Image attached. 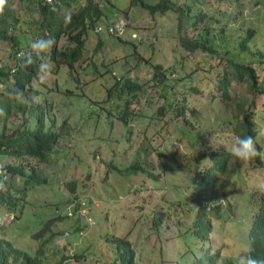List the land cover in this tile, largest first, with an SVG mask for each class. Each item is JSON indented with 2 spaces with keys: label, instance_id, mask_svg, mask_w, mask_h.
I'll use <instances>...</instances> for the list:
<instances>
[{
  "label": "clouds",
  "instance_id": "clouds-1",
  "mask_svg": "<svg viewBox=\"0 0 264 264\" xmlns=\"http://www.w3.org/2000/svg\"><path fill=\"white\" fill-rule=\"evenodd\" d=\"M105 1L98 2V5H105ZM141 1L137 0L142 9L138 8L136 4L131 7L130 4H134V1L131 0V3L123 11L119 6H116L105 17L112 20L113 30L117 33L116 36H119L115 46L118 42L121 51L125 46H129L131 51L128 53V57L129 60H135V65L125 69L124 66H129L124 60L125 56H120L117 54L118 52L114 51L113 68L92 79H96L98 83L94 92L84 91L85 85L81 86L80 83L77 84V81L74 87L69 86V79L75 78L76 80L78 78L75 76L77 69L69 67L66 72L68 74V78L65 80L66 87L60 91L53 89L49 95L54 100L50 99L51 105L48 110L55 106L56 98L65 99V105L68 107L72 106L70 104L73 99H79L86 103L79 106L76 111V119H72L75 129L78 130L77 135L71 134L68 124L67 131L56 137L57 150L52 155L53 161L50 162L48 159L42 161L45 177L44 181L40 182L39 191L46 193L47 186H50L51 191L55 194V199H53L55 203L50 208L46 207L49 213L44 222L39 227L29 229L25 238L24 236L19 237L17 243L14 244L23 258L21 263L31 264L26 254L35 256L37 253L43 257V262L40 264L55 263L49 249L54 248L51 243L59 241L61 243L59 249H65L66 256L60 264H138L139 258L144 257L162 263L164 256L168 253L174 256L172 264H182L178 261L180 259L183 262L179 257L182 251H188L184 264H206L207 258H213L214 264H227L228 260L234 258L231 255H226L225 252L240 246L243 247V250L235 257V264H264V260L253 257L248 250V235L251 228L264 230L262 219L264 216V141L259 137L251 116L244 112L237 131H241L246 114L251 128L255 131L254 135L245 133L243 136H239L235 131V125L223 123L222 118L215 126L199 124L197 115L206 107L210 99L218 98L225 103L224 90L220 91L219 88L216 90L213 87L208 94L199 95L200 82H190L181 97V102L174 106L175 116H173L170 128L161 138V144L166 145L167 149L160 150L154 143L161 127L156 112H150L145 107V126H136L132 130L129 116L115 102L117 94L110 92L108 99L107 87L114 85L118 89H127L133 83L135 87L132 90L137 93L141 88V83L127 75L128 69L134 71L136 65H143L149 78L162 80L171 72L164 60L165 51L169 48V42L165 37L167 31L156 19V16L162 13L157 11L150 13L141 5ZM153 1L146 2L152 3ZM229 1L235 5L233 11L225 9L226 12L220 17L231 16L243 24L240 21V14L249 5L258 8L259 2L263 0ZM5 4L8 6L9 13L2 15ZM84 4L85 0H79L75 4L71 3L69 7L59 0H0V16L5 18V22L0 24V30L6 35V37L0 35V40L4 42L2 46L4 58H0V67L3 65L2 62L10 60L13 53L28 51L29 42L26 39L37 40L30 43V50L24 57L25 63H32L34 50H38L37 54L39 55L50 53L55 45L54 39L51 37L38 39L37 34L41 31L36 32V28L41 25L43 13L56 8L58 13H61L60 15L68 17L69 13H75L77 5L80 7ZM184 4L189 5L186 0H184ZM14 7L18 10L24 9L23 14L18 15ZM41 10L43 11L41 12ZM105 10L106 8H104ZM199 13H204L203 17H210L206 12ZM218 15L213 21L218 18ZM203 17L197 18L195 23ZM188 18L192 21V18ZM146 25L153 27V32L158 35L157 39L150 41L145 38L143 34L148 33L144 28ZM260 30L264 34V26L260 29L257 28L258 32ZM44 31L48 34L46 28ZM9 35L18 36L21 39L20 45L14 44L13 46L7 38ZM98 36L102 35L98 34ZM222 52L225 54L224 51ZM49 65V62L47 65H41L40 70H50ZM239 65L244 67L246 64L240 63ZM85 66V62L78 64L82 72ZM70 72L73 74L72 78L69 76ZM83 76L89 79L90 71L83 73ZM256 85L258 88L254 91L258 94L251 93L249 97L246 96V101H249L254 107L264 104V89L258 84V81H256ZM77 87L79 88L77 92H73ZM223 87H226V83L223 84ZM103 91L104 94H102ZM225 91L230 95L227 89ZM72 93L79 96L70 101L66 96ZM162 94L166 98L164 84ZM10 96L19 100L23 97V92L17 89L10 93ZM105 97L111 103L106 105L105 102H99ZM24 103L27 104V101L25 100ZM60 105L58 102L57 107ZM101 105H105L100 111L101 115L104 114L102 116L95 114V118L100 117V120H104V124H97L92 129L89 121H92L93 112ZM161 108L162 105H159L158 109L161 110ZM114 119H117L120 124L119 132L115 134L122 143L125 141L127 150L145 137L148 138V146L156 147V157L151 160L150 164H139L136 168L130 166L128 169L120 166L118 161L123 152L116 151L107 142L105 135L107 129L113 131L112 122ZM171 128L174 129L173 136H171ZM142 130H146L147 133H143ZM83 133L86 134L84 141L74 138V136L80 137ZM65 137L72 139L73 147L67 145L64 141ZM93 138L96 140L95 147H102L106 144L112 149L108 158L99 157L93 150L86 153L76 147L79 141L86 143V141H92ZM159 151V156H157ZM45 164H55L53 168L62 172V178L55 180L53 176L47 174ZM243 165H245L244 168ZM249 176L256 177V183L248 188L240 201L232 202L227 188L237 187L240 180ZM129 178L133 180L132 186L136 187L126 185ZM59 181L62 186L59 185ZM54 182H57V185H53ZM114 182L120 184L115 186ZM11 183L17 188L14 181ZM92 183L97 186H106L111 194L116 196L110 201L113 206L103 197L91 192L90 185ZM119 186L124 188V192L120 190ZM143 187L146 189L143 190ZM146 190L151 191L148 195L152 197V203H157L156 211L149 210V207L145 206L144 200L140 198ZM136 191L138 194L135 193ZM15 194L20 196L19 191ZM134 195L135 199H133ZM24 211H26V207L22 201L21 208L16 207L14 210L16 216L13 213L4 216L0 222L1 228L10 231V223L21 218H24L22 221L30 225L29 218L22 216ZM112 211L117 212L121 217L129 211H135L137 218L131 217L128 224L122 218L118 219L117 222L123 224L121 227L119 224L116 225L114 219H108L107 214ZM145 216L146 220H144ZM108 220L111 229H115L113 235L111 229L109 230L111 233H109L96 228L101 222ZM48 223L51 226L47 225ZM136 223L145 224L144 231L152 233L154 238H159V240L149 239V242L146 240L142 242L146 252L144 256L142 247L135 251L129 243L132 240L131 232L138 227ZM44 227L48 230L44 231L46 240L40 236L39 232ZM116 227L123 229L121 235H117ZM167 229L170 230V234L165 233ZM141 234L146 235L144 232ZM108 235L112 237L111 242H107ZM211 235L215 237L213 238ZM68 238L71 239L69 245L66 243ZM63 243H65L64 248L61 247ZM165 244L170 245L168 251L164 249ZM161 245L162 248H160ZM151 249H154V252L150 255ZM73 255L76 259L73 258Z\"/></svg>",
  "mask_w": 264,
  "mask_h": 264
},
{
  "label": "trees",
  "instance_id": "trees-1",
  "mask_svg": "<svg viewBox=\"0 0 264 264\" xmlns=\"http://www.w3.org/2000/svg\"><path fill=\"white\" fill-rule=\"evenodd\" d=\"M59 1L66 4V7H69L71 3L75 4L79 0ZM112 3L114 8H116V6L118 7L117 4L121 3V0H113V2L111 0L105 1V5L107 6ZM105 5H98L97 0H85V4L80 7L77 5L75 13H69L68 17L60 15L61 13H58V9L56 8L45 11L42 15L41 25L36 28V32L41 31L37 34L38 39L41 37H51L54 39L55 45L51 49V52L39 55L37 54L38 50H34L32 53V63H25L24 57L30 50V43L37 40L26 39L29 42L28 51L13 53L10 60L2 62L3 65L0 67V222L5 215L14 214L16 207L21 208L23 201L26 211L23 212L22 216L29 218L28 222L30 225L28 224V230L33 227H39L49 213L46 207L50 208L55 203L53 201L55 194L51 191L50 186H47L46 193L39 191L40 182H43L45 177L41 164L42 161L47 159L50 162L53 161L52 155L57 150L55 146L56 137L58 134L61 135L67 131L70 122L69 116L71 115L67 114L60 122H57L54 111L56 107L54 106L51 110H48V107L51 105L50 99L54 100L52 96H49L53 89L48 87L47 83L41 78V73L46 69L41 71L40 66L47 65L49 62V69L56 73L61 69H69V67H75L80 62H85L86 66L83 68V73L90 71L89 80H92L106 70H111L115 63L114 51L112 49L115 47L116 39L119 36H116L117 33L113 30L112 20L105 18L107 16L106 10L104 11V8L107 7ZM141 5L148 9L150 13L156 11L162 14L174 12L176 34L174 33L173 35L175 38L167 32L165 33V37L169 43L171 39H174L176 45L173 46L177 48L181 47L184 54L192 55L199 53L201 55L214 56L217 52V47L220 46V49L227 55V60L243 68L247 77L252 81L255 90L258 88V85H256L257 70L250 65H245L244 67L239 65L242 63L240 61L244 57L245 59L250 58L249 55L251 53L247 51V46L250 33L256 31L258 34L257 25L259 21L256 20V17L249 19L244 24L246 26H240L237 33L232 32L226 35L225 25H221L213 30L209 25L202 24L194 35L187 36L179 32L184 22L183 17H190L192 18V22L195 23L197 18L205 15L204 13H190L189 5H185L184 0H154L152 3L142 0ZM225 12V9H221L218 18H221L220 15ZM8 13V6L5 4L2 15ZM2 15L0 16V24L5 22V18ZM218 18L215 21H221ZM52 22L55 23L53 24ZM44 28L47 29L48 34L45 33ZM144 28L148 32L143 34L147 40L153 41L158 38V35L153 32L152 26L146 25ZM98 34L102 36H98ZM0 35L6 37L2 30H0ZM7 38L13 46L14 44L20 45L21 43V39L16 35H9ZM117 54L123 55L122 52H118ZM179 62L181 65L183 64L182 59ZM69 76L72 78L73 74L70 72ZM187 78L190 82H200L199 95L208 94L213 87L216 90L217 88L220 91L224 90L223 98L225 103L222 107L223 111L221 109L217 110L218 113H222L221 121L235 125V131H237L242 115L244 112H247L257 128L259 137L264 141V104L254 107L249 101H246L245 93H241L233 99V96L225 91L227 87H223V84L228 80L225 74L220 77H213L212 79L208 75L202 74L192 79V76L188 72ZM216 78H218V82H215ZM76 81L77 84H81L85 80L83 78H76ZM134 87L133 83L127 89H118L115 85L107 87L109 93L108 99L110 98V92L115 90V94H117L116 104L121 110L126 112L133 125L141 127L145 126L144 108L146 107L147 100L137 94L136 91H133L132 88ZM17 89L23 92V97L19 100L10 96V93ZM47 96H49V100L43 99V97ZM25 100L27 104L24 103ZM85 103L82 100L73 99L69 112H76L79 106H83ZM104 107L105 105H101L98 109L102 110ZM65 108L67 110L66 105ZM99 113L96 111V114ZM135 121H140V123H135ZM244 121L245 123L241 131H237L238 135L243 136L245 133L254 135L255 131L251 128V123L248 121L246 114L244 115ZM142 132L147 133L146 130H142ZM84 137L85 133L80 137L74 136L75 139L83 141ZM147 143L148 138H142L124 154L122 153L119 160L120 166L128 169L130 166L131 168H136L139 164H150L152 161L147 158L146 153L149 150L150 152H156L157 150L155 146H148ZM159 153L160 151L157 152V156H159ZM45 166L46 168L51 166L47 170L48 174L55 164H45ZM11 181L17 184V188ZM53 185H57V182H54ZM59 185L62 186L60 181ZM119 188L124 192L122 186H119ZM35 189L37 192H35ZM18 191L20 192V196L15 194ZM14 216L16 215L14 214ZM262 219L264 221V216H262ZM21 220H24V218H21ZM47 225L51 226L50 223ZM1 226L0 264H22L23 258L20 256V251L14 247L19 236L12 235L10 231H6ZM251 229L248 235V250H250L253 257L264 260V230ZM44 231L48 230L44 227L39 232L40 236L46 240L47 237H45ZM139 242L140 240H137V248L134 250L136 251L142 247L144 256L146 254L144 245L142 242ZM61 247L64 248L65 243ZM49 251L53 258L52 260L55 261L52 264H60L66 257L62 248L56 247L49 249ZM187 253L188 251H182L179 254L184 263H186L185 255ZM26 257L31 264L43 262V257L39 253L35 256L26 254ZM73 258L76 259L74 255ZM212 259L207 258L206 264H214ZM233 262H235V259H230L227 261V264H232Z\"/></svg>",
  "mask_w": 264,
  "mask_h": 264
},
{
  "label": "rangeland",
  "instance_id": "rangeland-1",
  "mask_svg": "<svg viewBox=\"0 0 264 264\" xmlns=\"http://www.w3.org/2000/svg\"><path fill=\"white\" fill-rule=\"evenodd\" d=\"M104 0H97L99 3H103ZM113 2V0H111ZM124 0H121L120 4H117L123 11V9L131 3V0H126L125 2H122ZM134 4L131 3L130 6H138V8L142 9V7L139 5L137 0H133ZM146 1H151V0H146ZM246 1H251V0H246ZM255 1V0H252ZM178 3V2H176ZM186 3L189 4V12L190 13H199V12H206L207 14L210 15V17H203L202 19L198 20L196 23L192 24V21L189 20L188 17H183L184 22L182 23V27L179 30V32L183 35L187 36H192L197 32V28L201 24H207L210 27L215 30L221 25L226 26V35L230 33H237L239 32L240 26H246L243 25L249 19H252L256 17L259 21V24L257 25V28H261L263 26V20H264V0L260 1L258 4V8L251 7L250 5L245 8L243 13L240 14V21L243 23L241 24L237 20L233 19V17H226L223 16L221 17V21H213V19L218 15V11L221 9H226L230 12L233 11L234 8V3L229 0H186ZM136 4V5H135ZM17 10L18 15L23 14L24 9L18 10V8L14 7ZM114 8L113 3L108 5L106 7V12L107 14H110V10ZM156 19L160 22V24L165 28L168 34L172 35L174 37L175 32V22H174V12H168V13H163L161 15H157ZM228 26V27H227ZM251 27V26H247ZM258 34H263L262 30L258 32ZM256 31L251 32L249 35V42L247 46V51L250 52L251 54L249 55L250 58L245 59V57L240 61L243 64L246 65H251L257 70V81L258 84L264 89V34L263 35H258ZM230 37V36H229ZM175 38V37H174ZM231 38V37H230ZM174 39H171V42L169 43V48L166 49L165 51V65L171 70L170 74L163 78L162 80H159L157 78H149V75L146 73V68L139 64L138 66L136 65L135 70L128 69L127 75L141 83V88L137 91V94L143 96L146 100V108L150 112H156L158 114V123H161V127L158 132V136L154 139V143H156V146H158V149L160 150H166L167 146L161 144V138L162 136L167 132V130L170 128V124L172 122L173 116L174 115V106L176 104H179L181 102V97L183 93L185 92L187 86L190 84V80L187 78L188 72L193 78L199 77L200 75H208L211 79L216 76H222L225 74L228 77V80L226 81V87L227 90L230 92V94L233 96V99H235L239 94L245 93L247 97L251 93L253 94H258L254 91V86L251 83V80L247 78V74L245 73L244 69L239 67L238 64L234 65L231 62L227 60V55L224 54L220 49V46L217 47V52L214 54V56H206V55H201L199 53H195L192 55H186L180 48H177ZM4 42L0 40V58H4L3 54V46ZM115 52H122L124 57V60L126 63H128L129 66H124V68H132L135 65V60H129L128 53L131 51V48L129 46H125L122 51L120 50L118 46V42L116 46L112 49ZM182 59V65L180 64L179 60ZM262 59V62H261ZM239 62V63H240ZM177 63V64H176ZM77 69L75 72V76L78 78L81 77L85 81L81 83V86H84V91H90L94 92L97 87L98 83L96 79L94 80H89L88 78H85L83 76L82 70L78 67V64L75 66ZM193 68V69H192ZM231 69V71H230ZM67 69H61L60 71L54 73L51 70H46L43 73H41V78L47 83L48 87H51L52 89H56L57 91H60L66 87L65 85V80L68 78V74L66 73ZM187 73V74H186ZM183 75V76H179ZM69 86L74 87L76 80L75 79H69ZM215 82H218V78L215 79ZM163 84L165 85V92H166V98L163 96L162 91H163ZM244 85V87L241 88V86ZM79 88L77 87L74 89L73 92H77ZM220 90V89H219ZM50 92V91H49ZM115 92V90H113ZM104 94V91L103 93ZM79 95L76 93L68 94L66 97L68 100L72 101V98H77ZM264 96V94H263ZM49 100V96L43 97V99ZM113 100V99H112ZM60 103L61 105L57 107V103ZM99 102H105L104 104L107 105V103H111L105 99L100 100ZM65 99H57L54 105L56 106L55 108V117L56 121L60 122L61 119L64 116H67V114L71 115L69 116L70 122H69V129L71 130V134L74 133V135H77L78 130L75 129V123L72 119H76L77 117V112H69L70 107L67 106V110L65 108ZM162 105L161 110L158 109V106ZM224 103L219 100L218 98L215 99H210L206 107L197 115V121L201 125H211L215 126L218 121L222 118L221 115L222 113H218V109H222ZM98 113L101 111L100 109H96ZM96 111H94V117H91L92 121H89L91 124V128L94 129V126L97 124H104V120H100V117L97 119L96 117ZM226 113V112H225ZM104 114V113H103ZM102 114V115H103ZM100 116H102L99 113ZM136 119V118H134ZM140 123V121H135V123ZM130 124L132 122L130 121ZM132 130L136 127V125H131ZM120 128L119 121L117 119H114L112 122V130L107 129L106 130V140L116 151H122L123 154L127 151L125 141L122 143L119 140V137L116 136L115 133L118 134ZM171 136L174 135V129L171 128ZM91 133V132H90ZM175 133H177V130H175ZM86 135V134H85ZM93 136H95L93 134ZM170 135L167 137V140L169 139ZM64 141L69 145L70 147H73V141L72 139H69V137H65ZM91 143V144H90ZM75 144V141H74ZM94 144H96V140L93 138L91 141H79L78 145L76 146L77 148L82 149L83 151H86V153L91 152V150L95 151L99 157H105L108 158V155H111L112 149L108 145H103L102 147H95ZM118 155V154H117ZM146 156L148 159H155V151L150 150L146 153ZM125 157V155H124ZM126 159V158H125ZM120 163V161H118ZM51 166L46 168V171L50 168ZM243 168L245 165L242 166ZM50 176H53L55 180L61 179L62 178V172L59 169L52 168L50 169V172L48 173ZM257 179L254 176H249L245 177L243 180H240L239 185L235 188H227V192L231 197L232 202L240 201L242 195L246 193L248 188L253 186L256 183ZM133 180L132 178H129L126 182V185L129 187H136L132 186ZM115 186L119 185L120 183L114 182L113 183ZM146 189L143 187V190ZM90 190L94 195H99L103 197L106 201L110 203L111 198L116 197L115 195L111 194V192L108 190L106 186L103 185H94L93 183L90 185ZM35 192L37 190L35 189ZM135 193L138 194V191ZM148 193H151L150 190H146L144 194L140 196L141 199L144 200L145 206L147 205L149 207V210L151 211H156L157 209V203H152V197L148 195ZM225 194V192H223ZM53 199V198H52ZM133 199H135V195L133 196ZM120 203V202H119ZM122 203V202H121ZM124 203V202H123ZM112 206L113 204L110 203ZM123 208H126L123 206ZM130 209V208H127ZM108 219H114L116 222V225L119 224L121 227H123L122 223L117 222L118 219H123L126 224H128V221L131 217L137 218L136 212L135 211H129L124 214L123 217L119 216L117 212L112 211L107 214ZM109 220L107 222H101L96 228L103 230L104 232L108 231L111 229ZM144 220H146V216L144 217ZM130 224V223H129ZM138 227L134 231H132V240L129 241L130 246L132 249L136 248V241L140 238V242H143L144 240L149 242V239H158L157 237L154 238V235L149 232L144 231V226L145 224L143 223H136ZM140 225V226H139ZM10 228V233L14 234L15 236L23 237L25 238V235L28 233V225L26 222L22 221L21 219L19 220H14L10 223L9 225ZM117 235H121L123 233V229L117 228ZM127 229V225H126ZM113 232H109L112 235L115 234V229H111ZM125 230V227H124ZM144 232L146 235L140 237V233ZM166 234H170V230L167 229L165 230ZM211 237H215L214 235H211ZM143 238V239H142ZM112 237L108 235L107 237V242H111ZM160 242V241H159ZM66 243L69 245L71 243V239L68 238ZM161 243V242H160ZM52 244V247H60V242L55 241ZM166 247L164 248L165 251L169 250V246L165 244ZM177 247V246H176ZM162 248V245L160 246ZM243 250V247H234L232 250L226 251V255H231L234 259L235 257L241 253ZM58 251V250H57ZM65 251V249H64ZM67 251V249H66ZM154 252V249H151L150 255ZM173 255L171 254H166L162 260V263H159L157 261H153L147 257H144L142 259L139 258L137 261L138 264H172V259ZM178 261L182 264H184L180 259ZM219 262V260H217ZM232 264H235L233 262Z\"/></svg>",
  "mask_w": 264,
  "mask_h": 264
}]
</instances>
